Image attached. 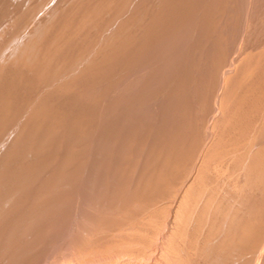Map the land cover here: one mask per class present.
<instances>
[{"label":"rangeland","instance_id":"1","mask_svg":"<svg viewBox=\"0 0 264 264\" xmlns=\"http://www.w3.org/2000/svg\"><path fill=\"white\" fill-rule=\"evenodd\" d=\"M263 75L264 0H0V264H264Z\"/></svg>","mask_w":264,"mask_h":264},{"label":"bare ground","instance_id":"2","mask_svg":"<svg viewBox=\"0 0 264 264\" xmlns=\"http://www.w3.org/2000/svg\"><path fill=\"white\" fill-rule=\"evenodd\" d=\"M101 3V2H100ZM109 4V3H108ZM226 6V5H225ZM121 7H122V5H121ZM209 7V6H208ZM85 10V9H84ZM210 11V10H209ZM75 12V11H74ZM212 14V13H211ZM96 18V17H95ZM211 19V18H210ZM222 20V19H221ZM84 22V21H83ZM139 22V21H138ZM84 24V23H83ZM122 24V23H121ZM134 24V23H133ZM139 24V23H138ZM214 24V23H213ZM50 25V24H49ZM91 25V24H90ZM114 25V24H113ZM93 26V25H92ZM131 26H133V25H131ZM77 27H79V26H77ZM47 28V27H46ZM62 28V27H61ZM67 28V27H66ZM109 28V27H108ZM75 29V28H74ZM74 31V30H73ZM78 31V30H77ZM81 31V30H80ZM51 36V35H50ZM49 36V37H50ZM54 36V35H53ZM141 36V35H140ZM45 37V36H44ZM60 37V36H59ZM55 38V37H54ZM91 39V38H90ZM110 39V38H109ZM115 39V38H114ZM42 40V39H41ZM214 40H216V39H214ZM82 41V40H81ZM126 41V40H125ZM67 42V41H66ZM107 42H109V41H107ZM106 42V43H107ZM221 42V41H220ZM30 44V43H29ZM28 44V45H29ZM36 44V43H35ZM95 44V43H94ZM53 45V44H52ZM55 45V44H54ZM131 45V44H130ZM34 46V45H33ZM81 46V45H80ZM41 47V46H40ZM102 47V46H101ZM51 48V47H50ZM112 48V47H111ZM65 50V49H64ZM80 51V50H79ZM115 51V50H114ZM32 52V51H31ZM37 52V51H36ZM35 52V53H36ZM47 52V51H46ZM84 52V51H83ZM192 52V51H191ZM211 52V51H210ZM30 53V52H29ZM34 53V54H35ZM66 54V53H65ZM69 54V53H68ZM83 54V53H82ZM84 55V54H83ZM43 56V55H42ZM69 56V55H68ZM126 56V55H125ZM17 57V56H16ZM45 57V56H44ZM44 57H42V58H44ZM76 57V56H75ZM22 58V57H21ZM29 59V58H28ZM51 59V58H50ZM233 59V58H232ZM47 60V59H46ZM84 60V59H83ZM16 61V60H15ZM44 61V60H43ZM82 61V60H81ZM106 61V60H105ZM198 61V60H197ZM237 61V60H236ZM199 62V61H198ZM75 64V63H74ZM27 66V65H26ZM80 66H81V64H80ZM69 68V67H68ZM81 68V67H80ZM206 68V67H205ZM34 69V68H33ZM79 69V68H78ZM99 70V69H98ZM50 71V70H49ZM82 71V70H81ZM230 71H231V69H230ZM230 71H228V72H230ZM55 72V71H54ZM80 72V71H79ZM120 72V71H119ZM227 72V71H226ZM263 72V71H262ZM73 73V72H72ZM78 73V72H77ZM83 73V72H82ZM49 74V73H48ZM210 74V73H209ZM221 74H224V73H221ZM51 75V74H50ZM75 75V74H74ZM39 76V75H38ZM46 76H47V73H46ZM52 76V75H51ZM60 76V75H59ZM118 76V75H117ZM230 76V75H229ZM229 76H227V77H229ZM232 76V75H231ZM264 76V75H263ZM54 77V76H53ZM37 78V77H36ZM41 78V77H40ZM46 78V77H45ZM206 78V77H205ZM26 79V78H25ZM71 79V78H70ZM208 79V78H207ZM213 79V78H212ZM263 79V78H262ZM163 80V79H162ZM57 82V81H56ZM217 82V81H216ZM40 83V82H39ZM228 83V82H227ZM43 85V84H42ZM215 85V84H214ZM45 85H43V87H44ZM36 87V86H35ZM48 88H50V87H48ZM63 88V87H62ZM69 89V88H68ZM219 89V88H218ZM42 90V89H41ZM49 90V89H48ZM60 90V89H59ZM66 90V89H65ZM80 90V89H79ZM185 90V89H184ZM216 90V89H215ZM127 91V90H126ZM65 92V91H64ZM44 93V92H43ZM59 93V92H58ZM211 93V92H210ZM64 94V93H63ZM235 94V93H234ZM73 95V94H72ZM239 95V94H238ZM154 96V95H153ZM218 96V95H217ZM252 96V95H251ZM50 97V96H49ZM57 97V96H56ZM128 97V96H127ZM222 97V96H221ZM223 97H224V95H223ZM236 98V97H235ZM234 99V98H233ZM247 100V99H246ZM96 101V100H95ZM213 101V100H212ZM211 101V102H212ZM222 101V100H221ZM220 101V102H221ZM229 101V100H228ZM48 102V101H47ZM237 102V101H236ZM243 103V102H242ZM3 104V103H2ZM81 104V103H80ZM222 104V103H221ZM257 104V103H256ZM262 104V103H261ZM58 105V104H57ZM75 105V104H74ZM133 105V104H132ZM34 106V105H33ZM68 106V105H67ZM223 106V105H222ZM226 106H227V104H226ZM63 107V106H62ZM213 107V106H212ZM231 107V106H230ZM234 107V106H233ZM232 107V108H233ZM102 108V107H101ZM248 108V107H247ZM259 109H260V107H259ZM71 110V109H70ZM230 111V110H229ZM236 111V110H235ZM100 112V111H99ZM90 113V112H89ZM111 113V112H110ZM123 113V112H122ZM62 114V113H61ZM60 114V115H61ZM49 115V114H48ZM233 115V114H232ZM104 116V115H103ZM170 116V115H169ZM220 116V115H219ZM51 117V116H50ZM76 117V116H75ZM89 117V116H88ZM227 117V116H226ZM32 118V117H31ZM30 118V119H31ZM223 118V117H222ZM27 119V118H26ZM126 119V118H125ZM118 120V119H117ZM244 120V119H243ZM187 121V120H186ZM217 121V120H216ZM223 121V120H222ZM81 122V121H80ZM173 122H174V120H173ZM238 122V121H237ZM91 123V122H90ZM175 123V122H174ZM236 123V122H235ZM240 123H242V122H240ZM257 123V122H256ZM131 124V123H130ZM135 124V123H134ZM170 124V123H169ZM77 125V124H76ZM233 125V124H232ZM255 125V124H254ZM102 126V125H101ZM133 126V125H132ZM187 126V125H186ZM246 126V125H245ZM9 127V126H8ZM35 127V126H34ZM220 127V126H219ZM97 129V128H96ZM11 130V129H10ZM45 130V129H44ZM49 130V129H48ZM245 130V129H244ZM215 131V130H214ZM122 132V131H121ZM172 132V131H171ZM242 132V131H241ZM36 133V132H35ZM47 133V132H46ZM252 133V132H251ZM11 134V133H10ZM161 134V133H160ZM241 134H243V133H241ZM246 134V133H245ZM259 134V133H258ZM98 135V134H97ZM187 135V134H186ZM211 135V134H210ZM89 136V135H88ZM163 136V135H162ZM253 136V135H252ZM8 137V136H7ZM108 137V136H107ZM132 137V136H131ZM248 137V136H247ZM25 138H26V136H25ZM51 138V137H50ZM130 138V137H129ZM47 139V138H46ZM79 139V138H78ZM106 139V138H105ZM168 139V138H167ZM212 139H214V138H212ZM9 140V139H8ZM25 140V139H24ZM34 140V139H33ZM229 140V139H228ZM75 141V140H74ZM79 141V140H78ZM136 141V140H135ZM159 141V140H158ZM178 142V141H177ZM231 142H233V141H231ZM47 143V142H46ZM106 143V142H105ZM180 143V142H179ZM33 144V143H32ZM43 145V144H42ZM72 145V144H71ZM165 145H167V144H165ZM137 146V145H136ZM186 147V146H185ZM188 147V146H187ZM243 147V146H242ZM12 148V147H11ZM76 148V147H75ZM197 148V147H196ZM199 149V148H198ZM245 149V148H244ZM254 149V148H253ZM9 150V149H8ZM40 150V149H39ZM261 150V149H260ZM174 151V150H173ZM197 151V150H196ZM133 152V151H132ZM201 152V151H200ZM215 152V151H214ZM250 152V151H249ZM46 153V152H45ZM172 153V152H171ZM204 153H205V151H204ZM128 154V153H127ZM157 154V153H156ZM207 154V153H206ZM258 154V153H257ZM263 154V153H262ZM77 155V154H76ZM182 155V154H181ZM209 155V154H208ZM248 155V154H247ZM45 156V155H44ZM212 156V155H211ZM235 156V155H234ZM19 157V156H18ZM130 157V156H129ZM138 157V156H137ZM122 158V157H121ZM202 158V157H201ZM207 158V157H206ZM210 158V157H209ZM132 159V158H131ZM203 159V158H202ZM204 159H205V157H204ZM108 160V159H107ZM112 160V159H111ZM156 160V159H155ZM158 160V159H157ZM208 160V159H207ZM210 160V159H209ZM212 160V159H211ZM217 160V159H216ZM223 160V159H222ZM19 161V160H18ZM218 161V160H217ZM220 161V160H219ZM201 162H204V160L203 161H201ZM211 162V161H210ZM209 162V163H210ZM72 163V162H71ZM118 163V162H117ZM171 163V162H170ZM206 163V162H205ZM204 163V164H205ZM198 165L197 166H199V164H200V162L199 163H197ZM207 164H208V161H207ZM123 165H125V164H123ZM200 165H202V163L200 164ZM206 165V164H205ZM211 165V164H210ZM213 165V164H212ZM215 165V164H214ZM38 166V165H37ZM217 166V165H216ZM221 166V165H220ZM260 166V165H259ZM17 167V166H16ZM88 167V166H87ZM171 167V166H170ZM202 167V166H201ZM200 167V168H201ZM223 167V166H222ZM263 167V166H262ZM155 168V167H154ZM189 168V167H188ZM199 168V167H198ZM200 168L199 169H197V171L198 170H200ZM205 168V167H204ZM207 169H208V167H206ZM210 168V167H209ZM215 168V167H214ZM218 168V167H217ZM5 170V169H4ZM176 170V169H175ZM214 170V169H213ZM119 171H121V170H119ZM162 171V170H161ZM205 171V170H204ZM207 171V170H206ZM209 171V170H208ZM216 171V170H215ZM220 171V170H219ZM243 170H241V172H242ZM264 171V170H263ZM154 172V171H153ZM166 172V171H165ZM130 173V172H129ZM209 173V172H208ZM84 174V173H83ZM121 174V173H120ZM132 174V173H131ZM196 174V175H195ZM221 174H222V172H221ZM224 174H225V172H224ZM9 175V174H8ZM18 175V174H17ZM76 175V174H75ZM82 175V174H81ZM203 175V174H202ZM212 175V174H211ZM10 176V175H9ZM83 176V175H82ZM199 176H200V174H199ZM209 176V175H208ZM23 177V176H22ZM102 178V177H101ZM206 178V177H205ZM258 178V177H257ZM109 179V178H108ZM198 180V178H197V173H193L192 174V176L185 182V184H184V186L182 187V189H181V192H180V194H179V197H178V199H180L179 200V204L177 203L178 202V199H177V201H176V203H177V205L178 206H176L175 208H174V206H172V211H174V209H175V211H174V213H172V214H174V215H177V214H180L178 211H180V208L182 207H180L179 208V206H180V204L182 205L183 204V201H185V199H188V198H186V196H187V192L188 191H190V188L192 187V186H194L193 184H195L194 182H195V180ZM216 179V178H215ZM219 179V178H218ZM148 180V179H147ZM175 180V179H174ZM196 180V181H197ZM214 180V179H213ZM28 181V180H27ZM59 181V180H58ZM210 181V180H209ZM223 181V180H222ZM82 182V181H81ZM198 182V181H197ZM212 182V181H211ZM205 183V182H204ZM200 184V183H199ZM212 184V183H211ZM80 185V184H79ZM181 185V184H180ZM252 185V184H251ZM123 186V185H122ZM204 186V185H203ZM221 186V185H220ZM74 187V186H73ZM158 187V186H157ZM173 187H175V186H173ZM201 187V186H200ZM207 187V186H206ZM206 187H205V189H206ZM156 188V187H155ZM209 188V187H208ZM211 188V187H210ZM224 188V187H223ZM90 189V188H89ZM179 190V189H178ZM202 190V189H201ZM177 191V190H176ZM204 191V190H203ZM126 192V191H125ZM136 192V191H135ZM153 192V191H152ZM215 192V191H214ZM219 192V191H218ZM117 193V192H116ZM165 193V192H164ZM175 193H177V192H175ZM216 193V192H215ZM130 194V193H129ZM153 194V193H152ZM173 194V193H172ZM162 195V194H161ZM160 195V196H161ZM174 195V194H173ZM126 196V195H125ZM195 196V195H194ZM148 197V196H147ZM155 197V196H154ZM65 198V197H64ZM173 198V197H172ZM192 198V197H191ZM207 198V197H206ZM227 198V197H226ZM248 198H250V197H248ZM247 198V199H248ZM58 199V198H57ZM73 199V198H72ZM126 199V198H125ZM129 199V198H128ZM158 199V198H157ZM201 199V198H200ZM221 199V198H220ZM120 200V199H119ZM130 200V199H129ZM153 200H155V199H153ZM159 200V199H158ZM212 200V199H211ZM111 201V200H110ZM117 201V200H116ZM157 201V200H156ZM168 201V200H167ZM171 201H173V200H171ZM188 201V200H187ZM166 202V201H165ZM212 202V201H211ZM83 203V202H82ZM184 203H186V202H184ZM221 203V202H220ZM133 204V203H132ZM191 204L192 203H190V206H191ZM194 204V203H193ZM198 204V203H197ZM88 205V204H87ZM143 205H144V203H143ZM147 205V204H146ZM156 205V204H155ZM187 205V204H186ZM220 205V204H219ZM128 206H129V204H128ZM145 206V205H144ZM163 206V205H162ZM165 206V205H164ZM167 206V205H166ZM196 206V205H195ZM252 206V205H251ZM121 207V206H120ZM217 207H218V205H217ZM224 207V206H223ZM226 207V206H225ZM115 208V207H114ZM132 208V207H131ZM198 208V207H197ZM260 208V207H259ZM168 209V208H167ZM190 208H188V211H190L189 210ZM229 209V208H228ZM228 209H226V210H228ZM205 210V209H204ZM225 210V209H224ZM226 210H225V212H226ZM164 211V210H163ZM186 211V210H185ZM202 211V210H201ZM209 211V210H208ZM212 211V210H211ZM214 211H216V210H214ZM192 212V211H191ZM221 212V211H220ZM225 212H224V214H225ZM109 213H111V212H109ZM128 213V212H127ZM161 213V212H160ZM167 213V212H166ZM171 214V215H172ZM193 214V213H192ZM216 214V213H215ZM221 214V213H220ZM151 215V214H150ZM157 215V214H156ZM203 215V214H202ZM222 215V214H221ZM154 216V215H153ZM159 216V215H158ZM187 216V215H186ZM194 216V215H193ZM215 216V215H214ZM156 217V216H155ZM176 216H174V218H175ZM190 217V216H189ZM117 218V217H116ZM146 218V217H145ZM149 218V217H148ZM150 218H151V216H150ZM149 218V219H150ZM182 218V217H181ZM208 218V217H207ZM118 219V218H117ZM137 219V218H136ZM154 219V218H153ZM179 219H180V216H179ZM217 219H218V217H217ZM234 219V218H233ZM174 220V219H173ZM193 220V219H192ZM229 220V219H228ZM152 221V220H151ZM184 221V220H183ZM186 221V220H185ZM222 221V220H221ZM131 222V221H130ZM175 222H177V221H175ZM114 223V222H113ZM117 223V222H116ZM152 223V222H151ZM150 223V224H151ZM157 223V222H156ZM185 223V222H184ZM181 224V223H180ZM205 224V223H204ZM257 224H259V223H257ZM132 225V224H131ZM169 225V224H168ZM214 225V224H213ZM128 226V225H127ZM202 226V225H201ZM211 226V225H210ZM145 228H146V226H144ZM156 227V226H155ZM178 227V226H177ZM183 227V226H182ZM181 227V228H182ZM131 228V227H130ZM129 228V229H130ZM150 228H151V226H150ZM154 228V227H153ZM176 228V227H175ZM197 228V227H196ZM208 228V227H207ZM142 229V228H141ZM152 229V228H151ZM216 229V228H215ZM134 230V229H133ZM185 230V229H184ZM194 230V229H193ZM103 231V230H102ZM104 231H106V230H104ZM127 232V231H126ZM160 232V231H159ZM173 232H174V230H173ZM176 232V231H175ZM198 232V231H197ZM116 233V232H115ZM228 233V232H227ZM132 234V233H131ZM134 234V233H133ZM151 234H153V233H151ZM171 234H173V233H170V236H171ZM174 234H176V233H174ZM190 234V233H189ZM103 235V234H102ZM150 235V234H149ZM154 235V234H153ZM105 236V235H104ZM121 236V235H120ZM127 236V235H126ZM142 236H143V234H142ZM142 236H141V238H142ZM165 236V235H164ZM232 236V235H231ZM253 236V235H252ZM112 237V236H111ZM128 237V236H127ZM254 237V236H253ZM140 238V237H139ZM244 238V237H243ZM203 239V238H202ZM141 240V239H140ZM148 240L149 239H147V242H148ZM152 240V239H151ZM204 240V239H203ZM242 240V239H241ZM132 241V240H131ZM157 241V240H156ZM198 241V240H197ZM143 242V241H142ZM196 242V241H195ZM256 242V241H255ZM115 243V242H114ZM146 243V242H145ZM149 243V242H148ZM175 243V242H174ZM263 244H264V242H263ZM123 245H126V244H123ZM127 245H128V243H127ZM149 245V244H148ZM176 245V244H175ZM183 245V244H182ZM205 246V245H204ZM251 246V245H250ZM123 247V246H122ZM131 247V246H130ZM261 247V246H260ZM115 248V247H114ZM164 248V247H163ZM193 248V247H192ZM141 249H143V248H141ZM140 249V250H141ZM151 249V248H150ZM114 250V249H113ZM146 250V249H145ZM145 250H144V252H145ZM126 251V250H125ZM154 251V250H153ZM152 251V252H153ZM132 252V251H131ZM143 252V253H144ZM149 252V251H148ZM167 252V251H166ZM143 253H142V255H143ZM150 253H151V251H150ZM150 253H147V255H149ZM258 253V252H257ZM124 254H126V253H124ZM154 254V253H153ZM259 254V253H258ZM191 255V254H190ZM247 255V254H246ZM145 256V255H144ZM149 256H151V255H149ZM163 256H165V254L163 255ZM162 256V257H163ZM233 256V255H232ZM250 256V255H249ZM116 257V256H115ZM167 257V256H166ZM118 258H120V256H118ZM117 258V259H118ZM145 258V257H144ZM47 259H49V258H47ZM113 259V258H112ZM114 259H116V258H114ZM148 259H149V257H148ZM158 259H160V257L158 258ZM163 259V258H162ZM181 259V258H180ZM252 259V258H251ZM155 261H156V259H154ZM164 260V259H163ZM167 260V259H166ZM47 261V260H46ZM45 261V262H46ZM133 261V260H132ZM142 261V260H141ZM159 261V260H158ZM168 261V260H167ZM130 262V261H129ZM171 262V261H170ZM184 262V261H183ZM199 262V261H198ZM128 263V262H127ZM126 263V264H127ZM140 263V262H139ZM146 263H149V262H146ZM155 263V262H154ZM156 263H158L157 261H156ZM165 263V262H164ZM181 263V262H180ZM122 264V263H121ZM138 264V263H137ZM141 264V263H140ZM158 264H160V263H158ZM250 264V263H249Z\"/></svg>","mask_w":264,"mask_h":264}]
</instances>
